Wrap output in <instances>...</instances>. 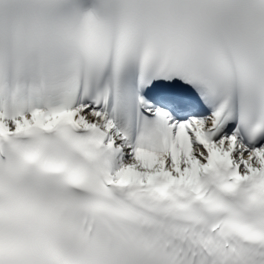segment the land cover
I'll list each match as a JSON object with an SVG mask.
<instances>
[{
  "label": "snow or ice",
  "instance_id": "1",
  "mask_svg": "<svg viewBox=\"0 0 264 264\" xmlns=\"http://www.w3.org/2000/svg\"><path fill=\"white\" fill-rule=\"evenodd\" d=\"M0 264H264V0H0Z\"/></svg>",
  "mask_w": 264,
  "mask_h": 264
}]
</instances>
